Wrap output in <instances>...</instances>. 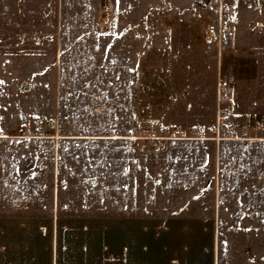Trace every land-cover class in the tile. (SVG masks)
<instances>
[{
  "label": "rangeland",
  "instance_id": "1",
  "mask_svg": "<svg viewBox=\"0 0 264 264\" xmlns=\"http://www.w3.org/2000/svg\"><path fill=\"white\" fill-rule=\"evenodd\" d=\"M209 1L0 0L3 28L29 30L30 56L22 78L0 70V119L11 122L9 134L43 119L39 134L55 137L36 144L39 197L71 198L78 214L96 216L170 213L197 200L237 231L220 234L221 249L264 264V124L244 131L231 110L217 128L212 67L221 66L216 84L227 77L220 60L232 34L203 40L199 10Z\"/></svg>",
  "mask_w": 264,
  "mask_h": 264
},
{
  "label": "crops",
  "instance_id": "2",
  "mask_svg": "<svg viewBox=\"0 0 264 264\" xmlns=\"http://www.w3.org/2000/svg\"><path fill=\"white\" fill-rule=\"evenodd\" d=\"M158 1L172 6L195 0ZM234 1L237 20L228 33L232 37L220 63L232 80L235 120L262 125L264 0ZM219 2L210 0L206 7L200 8L204 16L199 31L215 22ZM213 3L215 10L207 15L204 10ZM5 14L6 11H0V70H15L18 77L12 78H22L28 73L30 60L29 30H6ZM117 30L124 31L125 24L118 23ZM8 63L12 66H5ZM220 67H212L210 93L214 109L213 73ZM197 74L199 87L200 71ZM10 125L9 120L0 119V127H4L0 129V149H5L0 150V264H252L245 261L243 252L231 246L219 247L220 234L231 240L238 236L237 231L223 228L214 210L196 209L202 206L197 200L182 204L179 210L170 213L96 216L78 214L77 203L71 198L39 197V192L44 190L45 172L39 165L42 150L36 144L55 137L48 134L19 137L16 128L26 124H19L9 134L6 132ZM15 145L25 149L10 151ZM54 151L56 175L58 152L56 148ZM25 153L29 156L23 157ZM54 185L58 187L57 182Z\"/></svg>",
  "mask_w": 264,
  "mask_h": 264
},
{
  "label": "built area",
  "instance_id": "3",
  "mask_svg": "<svg viewBox=\"0 0 264 264\" xmlns=\"http://www.w3.org/2000/svg\"><path fill=\"white\" fill-rule=\"evenodd\" d=\"M99 18L106 20L108 14L101 10ZM237 20V4L234 0H220L216 20L213 24H207L203 30V40L207 43H221L232 29ZM232 80L228 77L219 76L216 84V120L217 128L225 123L228 114L232 110L234 96L231 93ZM234 125L246 131L248 123L243 120L235 121ZM45 122L38 119L34 124L20 125L16 128V135L19 137H30L44 131ZM254 128H257L254 126ZM231 135L237 137L236 131L231 130ZM156 148L158 147L155 146Z\"/></svg>",
  "mask_w": 264,
  "mask_h": 264
}]
</instances>
